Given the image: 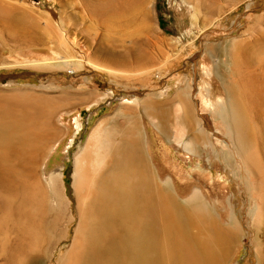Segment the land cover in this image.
<instances>
[{"label":"rangeland","instance_id":"374dc122","mask_svg":"<svg viewBox=\"0 0 264 264\" xmlns=\"http://www.w3.org/2000/svg\"><path fill=\"white\" fill-rule=\"evenodd\" d=\"M109 1L116 6L126 5L123 18L111 29L98 12V8ZM187 1L193 7L195 18L182 16L180 9L185 7L184 0H0V120L6 121L26 111L56 110L55 122L62 128V132L52 131L47 157L35 177L23 170L3 179L0 177V264H134L132 256L137 249L141 222L136 204L139 180L134 179L138 173L128 165L115 175H95L96 161H101L105 168L113 160L107 144L94 151L93 133L102 122L115 119L120 123L116 135L126 133L124 118L119 115L125 108V113L135 108L122 102L136 95L143 102L150 100L151 94L164 93L163 98L157 97L159 102L174 115L185 112L179 94L186 89L189 93L196 92L204 85L198 64L208 45L231 49L229 56L218 57L225 65L222 64V70L232 76L228 77L230 82L244 79L246 69L260 81L264 75V0ZM140 5L143 6L141 13ZM211 20L216 23L214 27L201 31ZM187 30L190 33L187 34ZM65 36L75 39V44L67 39L61 44ZM177 39L185 44L192 40L188 52H181L182 43ZM247 50L253 56L249 53V57ZM66 57H83L103 67L123 71L140 69V63H136L140 57L145 59L147 67L169 59L161 68L168 77L165 81L157 77L147 80L138 76L117 77L88 70L87 66L64 65ZM46 59H50L49 62H45ZM246 59H250L249 62ZM182 74H187L188 78H180ZM193 93L190 102L202 108L200 100L191 99ZM246 107L240 108L239 117L244 118L242 126L252 139L246 152L238 151L243 167H238L240 161L235 158L222 157L223 170L206 176L214 180L226 175L229 183L233 175L257 183L262 181L260 177L257 180L261 176L264 188V123L257 121L258 114ZM132 110V114L128 112L131 116ZM77 115L81 127L69 131L68 119ZM134 116L129 119L138 118ZM204 116L215 129L219 128L222 139L230 140L223 127L233 128L231 122L218 120L211 111H206ZM135 124L138 131L142 130L139 119ZM56 143L61 145L52 156L49 150ZM144 153L148 160L147 151ZM49 156L51 161L47 160ZM176 156L174 153L179 164ZM180 163L187 172L194 169L191 164ZM79 167L88 175H80ZM158 169L161 172V168ZM153 170L151 180L158 183L160 173L156 167ZM188 176L194 178V175ZM238 178H234L236 184H239ZM83 179H87L89 187L83 185ZM231 185L234 186L232 182ZM241 191L246 203L245 207L237 209L240 218L242 216L239 239L228 253L226 263L257 264L250 233L254 221L250 222L248 217L250 196L244 188ZM171 196L170 204L165 201L160 204L165 215L168 213L172 227L180 230L178 216L181 215L194 222L206 242L217 239L219 231L212 226L200 227L192 213L195 205L188 202V196L174 192ZM219 220L216 215L211 221L222 224ZM125 232L130 237L133 253L106 255L104 251L109 250V242ZM158 239L156 248L165 257L169 244L163 236ZM176 262L180 263L179 257Z\"/></svg>","mask_w":264,"mask_h":264},{"label":"bare ground","instance_id":"6f19581e","mask_svg":"<svg viewBox=\"0 0 264 264\" xmlns=\"http://www.w3.org/2000/svg\"><path fill=\"white\" fill-rule=\"evenodd\" d=\"M127 1L131 2L132 0ZM142 5L139 6V13L143 11ZM183 5L185 7L180 9L182 16L184 18L188 16L195 18L196 16L192 13L193 7L190 3L184 0ZM125 6H116L113 1H109L99 7L98 12L101 16L105 17L106 25L111 29L116 25L117 21L120 22L123 18ZM215 24V21L211 20L208 26L202 28L201 31H205V29L207 31V28L212 29ZM188 33L190 31L187 30ZM64 39L65 41L63 40L61 44L66 42V39L71 44H75V39H69L67 36ZM177 42L181 41L178 40ZM190 42L187 44L183 43V41L181 42L182 44L179 43L181 45V52L188 50V47L191 45ZM203 51L204 54L201 62L198 64V68L201 71L204 85L199 86L197 90L195 88L196 92L193 91L194 93L191 91L193 93L191 99L195 101L200 100L202 108L199 105L197 108V106H193V103L190 102L189 98L192 93H189L188 89L179 94V102L185 109V112L181 115H174L170 109L166 108L164 103L157 100V97L163 98L165 96L164 93L159 95L151 94L152 100L143 102H141L139 95H136L135 98L126 99L122 102V104L134 106V110L130 109L128 111L129 113L131 110L134 112L132 116L130 115L132 113L129 114L127 112L130 117H133L135 114L138 116V118L131 120L129 119L130 117H127V113H125L127 108L121 111L119 116L124 118L123 120L121 117L124 121L123 127L127 130L126 133H117L116 135L115 132L120 123L115 119L111 122H102L91 136V141L95 140V145L92 146L93 149L95 148L94 151L100 150L107 144L109 146L108 154L113 160L105 168L101 165V161H96L93 166L95 175L103 173L105 175H115L116 172H119L128 165H132L137 171L136 173L139 174L135 175L134 178L139 180L136 190V204L138 206L137 211L140 213L139 217L141 218L136 252H132L130 237L125 232L119 239H113L109 242V250L104 251L108 256H119L121 254L130 256L133 253L134 264H227L228 253L239 239V225L242 216L240 218V213L237 212V209L245 207L246 200L243 193H241V189L244 188L247 195L250 196L248 200L252 212L249 210L248 217L251 219L250 222L254 221L250 233L255 258L257 264H264L263 178L258 176L257 180L262 179V181H258L259 183H257L255 182L256 180L250 182L246 178L247 175L244 177L246 179L243 178L244 180H240L237 175H233L231 182L234 186H232L231 182H228L229 179L226 175L219 176L214 180L206 176L214 175V171L220 172L223 170L221 166L222 157L224 159L235 158L240 161L242 158L239 157L241 153L239 155L238 151L246 152L247 145L252 138L246 133V128L244 129L242 126L245 122L244 118L241 119L239 117V110L242 106L246 107L248 105L251 113L255 112L254 114H258L256 120L258 119L262 121L261 123H264V75L260 81L258 77L257 79L254 78L255 74H252L253 72L251 73L247 69L246 71L242 69L245 76H249L250 78L246 77V79L243 76L244 79H233L234 81L231 80L230 82L229 78L232 76H227V73L222 70L223 62L221 64L218 57L229 56L228 54L232 52L231 49L223 50L208 45ZM248 51L246 52L249 55L250 52L248 53ZM250 54L253 56L252 53ZM250 59L246 60L249 62ZM49 60L46 59L45 62H49ZM63 60L64 65L73 67L87 66L88 70L93 69L92 71L104 72V74L108 73L117 77L138 76L143 80L157 77L160 81H165L164 79L168 77V74L162 73L161 68H164L162 66H165L166 62H169V59L165 60L166 62L163 64L147 67L148 65L144 62L145 59L140 57L136 60V63H140V69L134 71L103 67L83 57H66ZM110 60L114 64L117 63L113 57H110ZM191 66L190 64V68L192 69ZM183 77L188 78L187 74L180 76V78ZM206 111H211L213 116L217 117L218 120L222 122L228 121L234 125L233 128L231 126L223 127L224 134L227 132L226 134L230 136V140L228 138L224 140V138L220 137L219 128L215 129L208 118L204 116ZM226 111L228 113L223 114ZM56 115V110L26 111L20 115L8 117L9 119L6 121L1 118L0 177L2 179L8 175L15 174L19 170H23L34 177L36 176L38 167L47 157V147L52 131L56 132L59 130V132H62V128L55 122ZM136 119H139V122H141L140 127H142V130L140 131H138L135 124ZM67 123L69 131H72L74 127L78 130L81 127L78 115L70 117ZM174 133L177 134L174 136ZM176 136L179 137L176 138ZM124 138L126 139L124 140ZM117 139L120 140L116 141ZM60 145L61 143H56L52 146L49 154L57 153ZM145 150L149 155L148 160L145 157ZM174 153L180 159L179 164H176ZM206 155H208L207 158ZM47 160H50V156ZM241 161L238 163L240 164L238 166L240 168L243 167L241 166ZM180 162L188 165L191 164L194 166V169L187 172ZM152 163H154V166H152ZM195 163L198 164L195 165ZM153 167H156L158 171V168H161V172L159 171L160 174L158 175V183H154L151 180L152 175L155 174ZM80 168H78L80 175H88L85 170L83 171ZM61 169L59 170L61 171ZM54 170L53 172L56 173ZM59 170L58 174H60ZM238 170L240 171L239 168ZM188 175H194V178L192 179ZM236 177L239 179V184H236V180H234ZM83 185L86 187L90 186L87 179H83ZM50 190L52 192V189ZM173 192L178 196H188V202L195 205H193L192 213L194 218L200 222V227L212 226L216 231H219L217 239L206 242L202 231L194 225V222L181 215L178 216L180 230L177 231L169 224L168 213L165 215L160 202L165 201L166 204H170ZM216 215L221 218L223 222L220 223L222 224H216L211 221ZM159 236H163L169 244V250L165 257H162L161 252L156 248ZM175 249L176 252L174 251ZM176 257H179L180 263L176 262Z\"/></svg>","mask_w":264,"mask_h":264}]
</instances>
